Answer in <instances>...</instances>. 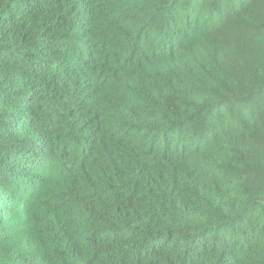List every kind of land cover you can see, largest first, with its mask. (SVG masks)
Listing matches in <instances>:
<instances>
[{
  "label": "trees",
  "instance_id": "16d2710c",
  "mask_svg": "<svg viewBox=\"0 0 264 264\" xmlns=\"http://www.w3.org/2000/svg\"><path fill=\"white\" fill-rule=\"evenodd\" d=\"M0 264H264V0H0Z\"/></svg>",
  "mask_w": 264,
  "mask_h": 264
}]
</instances>
